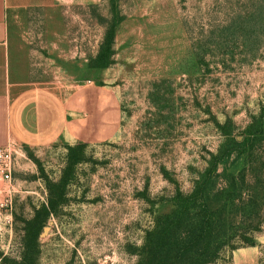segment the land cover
<instances>
[{"label": "rangeland", "instance_id": "obj_1", "mask_svg": "<svg viewBox=\"0 0 264 264\" xmlns=\"http://www.w3.org/2000/svg\"><path fill=\"white\" fill-rule=\"evenodd\" d=\"M8 32L18 85L104 87L121 124L95 145L7 148L0 264H167L164 240L207 214L216 249L180 264H264V0H78Z\"/></svg>", "mask_w": 264, "mask_h": 264}, {"label": "crops", "instance_id": "obj_2", "mask_svg": "<svg viewBox=\"0 0 264 264\" xmlns=\"http://www.w3.org/2000/svg\"><path fill=\"white\" fill-rule=\"evenodd\" d=\"M72 1L78 0H0V148L12 143L45 147L63 137L95 145L120 128V102L109 89L84 86L63 96L48 88H24L13 79L10 22Z\"/></svg>", "mask_w": 264, "mask_h": 264}, {"label": "trees", "instance_id": "obj_3", "mask_svg": "<svg viewBox=\"0 0 264 264\" xmlns=\"http://www.w3.org/2000/svg\"><path fill=\"white\" fill-rule=\"evenodd\" d=\"M226 154L217 156L214 158V161L211 163L212 170L216 169L220 163H223L226 158ZM228 192V191H227ZM251 202V201H250ZM242 203V202H241ZM243 208L240 206L238 211H242ZM218 227V220L212 218L211 214H207L202 221H199L198 226L195 228V232L192 235H189L185 238L183 243H180L179 247L175 248L173 244L169 241L164 240L161 244L163 262L169 264L171 261L180 263H185L184 259L191 249L194 248L199 252H203L202 255L206 254L208 251L216 249V236L215 231ZM244 239V240H243ZM241 241H245L244 245H252V240H247L242 238ZM247 241V242H246ZM206 252V253H205ZM155 257L156 254H153ZM151 256V261L155 260L154 256Z\"/></svg>", "mask_w": 264, "mask_h": 264}, {"label": "built area", "instance_id": "obj_4", "mask_svg": "<svg viewBox=\"0 0 264 264\" xmlns=\"http://www.w3.org/2000/svg\"><path fill=\"white\" fill-rule=\"evenodd\" d=\"M7 148H0V178L10 182L12 180V160Z\"/></svg>", "mask_w": 264, "mask_h": 264}]
</instances>
